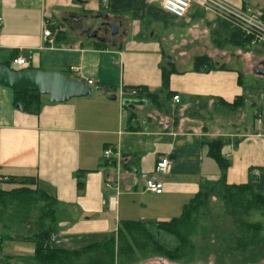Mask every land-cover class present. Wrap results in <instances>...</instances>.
<instances>
[{"label": "crops", "instance_id": "0c3cea01", "mask_svg": "<svg viewBox=\"0 0 264 264\" xmlns=\"http://www.w3.org/2000/svg\"><path fill=\"white\" fill-rule=\"evenodd\" d=\"M221 1L253 13L243 0ZM0 19V65L68 74L86 86L92 81L90 97L55 104L42 96L31 111L15 105L14 91L0 85V176L36 179L53 202L56 246L81 253L114 237L123 222H140L164 247L176 249L154 224L179 217L197 193L216 185L220 171L207 143L217 139L229 162L226 184L249 183L264 195V77L207 55L209 63L195 70L197 57L178 54L184 49L167 33L175 23L191 34L184 48L200 46L203 35L226 41L233 29L213 14L192 4L177 20L159 0H0ZM106 19L117 27L115 35L107 31L108 39ZM46 29L50 38L43 37ZM17 57L27 66L12 67ZM237 99L238 109L230 110ZM108 149L113 156L105 158ZM161 156L171 164L157 176L163 192L155 195L144 191L140 175L150 174ZM0 236L9 237L1 226ZM15 245L0 244L7 246L4 264L24 255L37 264L35 243Z\"/></svg>", "mask_w": 264, "mask_h": 264}, {"label": "rangeland", "instance_id": "374dc122", "mask_svg": "<svg viewBox=\"0 0 264 264\" xmlns=\"http://www.w3.org/2000/svg\"><path fill=\"white\" fill-rule=\"evenodd\" d=\"M243 1L247 4V9H252L250 12L253 14H264V0ZM215 19L218 18L215 16ZM180 29V25L175 23L167 26V33L171 32L169 39L178 40L177 47H181V50L184 49L178 54L186 53L191 56L195 55L197 58H207L205 55L211 56L219 64L226 62L225 64L233 65L249 74H254L255 68H261V63L264 61V43L250 46L249 49L244 45L241 48H234L227 45L223 37L221 39L217 37L218 40H214L208 35V38L203 35L200 46L190 42L184 48L181 44L184 41L189 42L193 36L191 34L188 36L185 34L187 31ZM104 35L105 39H108L111 33L105 32ZM169 53L173 54L172 51ZM65 76L69 77L68 74ZM243 78L246 80L248 77L244 76ZM234 106L236 107L229 109H238V102ZM0 189L5 193L7 191L10 194L16 193L14 196L12 194L9 196L13 199L8 198L6 203L8 206H0V226L7 230L12 242L16 243L15 246H19L18 244L31 246L33 242L38 241L37 237L41 238L44 231H47L51 226L53 202L35 189L20 194L18 187L1 186ZM223 196L220 191L213 192L204 197L200 205L190 213L189 229L184 227L180 232L184 240V245L182 244L179 252L181 253L180 258L178 254L169 256L166 253L155 251L156 248L148 240H142L141 243L144 247L139 248L130 245L129 239H126L125 242L115 241V253L112 260L104 261L102 264H264V200L256 201L251 193L245 192L243 199L240 198L238 204L233 207L224 205ZM23 197L29 198L27 199V208L23 206L24 203H18V200ZM233 199L236 200L235 197ZM170 236L177 242V247L181 245L174 236ZM252 236L255 238L250 241L249 237ZM52 238V234L47 238L43 235L44 243H35V245L37 247L65 248V245L56 246L55 243H47V240ZM238 238L240 240L235 241ZM245 238L247 239L245 240ZM158 244L164 247L161 243L158 242ZM165 246L167 245L165 244ZM164 248L167 251L175 250H170L169 247ZM6 249L7 246L0 248V264H4L6 261L3 255ZM22 257H14L9 263L31 264L28 259L29 255ZM69 259L71 264H85L81 260L82 258Z\"/></svg>", "mask_w": 264, "mask_h": 264}, {"label": "trees", "instance_id": "16d2710c", "mask_svg": "<svg viewBox=\"0 0 264 264\" xmlns=\"http://www.w3.org/2000/svg\"><path fill=\"white\" fill-rule=\"evenodd\" d=\"M261 19L264 21V14L261 15ZM227 40L225 41L226 44L233 46L234 48H241V46H246L247 49H249L250 45V39L244 38V36L238 31L229 30ZM209 63L208 59L205 57H198L195 60V70H203L204 66ZM7 67H9V64H6ZM167 72L163 71V86L164 89L167 90ZM15 94V105H20L23 110L25 111H31L34 108H38L41 105V99L42 96H40L37 92L32 91H19L14 92ZM172 92H168L167 96L172 95ZM238 102V99L235 100L231 105H227L228 108H234L236 103ZM237 109V108H236ZM223 141L220 139L214 140L212 142L207 143V149L209 156L216 162L219 171H220V178L216 185L213 187L207 189L206 191L199 192L191 199V201L184 206L183 211L181 215L177 218L171 219L168 222H159L154 224V227L164 233L170 234L174 236L179 243L181 244L178 246L174 251H167L164 247H162L158 242L148 233L146 226L144 224H141L140 222H123L121 226L118 228L116 235L114 237L109 238L102 244H94L90 245L87 248L84 249L81 253H67L64 249L60 248H48V247H38L34 250L33 260L37 264H71V260L69 258H82L81 260L85 262V264H102L104 261L112 260L114 253H115V241H123L125 242L126 239H129L130 245H134L135 247H144V245L141 243L142 240L149 241V243L154 246L155 251H158L160 253H166L169 256L172 255H179V258L181 257L180 250L182 248V244L184 245L183 236L181 235V230L184 229V227H187L189 229V215L194 211L202 202L201 200L212 194L215 191H220L223 193V199L225 200V204L232 205L233 207L236 206L241 199H243V194L245 192L251 193L252 197L256 199V201L264 200V195L255 193L249 183L242 184V185H227L225 180V173L229 167V162L224 159L221 156V150L223 148ZM4 181H0V187L2 185H17V187L20 189V193L29 192L32 190H36L37 192L43 194V196L50 199V197L45 194L44 192L40 191L38 188H36V179L35 178H21L19 180L12 179V178H4ZM226 191V192H225ZM228 192V193H227ZM232 192H235L234 194ZM13 196L16 195L15 192L11 193ZM8 193V191L5 193L3 190L0 189V206H8L6 204L8 201V198L13 199L12 197H9L11 195ZM231 194V195H228ZM233 197L236 198V200L233 199ZM29 198L23 197L19 199L18 203L23 204L25 208H27L28 200ZM28 212V209H27ZM53 214V211H52ZM52 220V219H51ZM186 229V228H185ZM53 229L50 226L47 231H44V233L40 236L41 238L37 237L38 241H35L33 243H44V240H42V236L44 235L46 238L48 235L53 234ZM53 236V235H52ZM248 238V236H247ZM245 238V240L247 239ZM255 237H249V240L252 241ZM244 239V238H242ZM240 239L235 241H239ZM9 242L12 241L10 237H2L0 236V244L2 242ZM50 240H47V243H49Z\"/></svg>", "mask_w": 264, "mask_h": 264}, {"label": "built area", "instance_id": "2783aa9c", "mask_svg": "<svg viewBox=\"0 0 264 264\" xmlns=\"http://www.w3.org/2000/svg\"><path fill=\"white\" fill-rule=\"evenodd\" d=\"M162 11L169 14L171 17L177 20L184 19L192 4L198 6L204 12L211 13L226 23L227 26L234 30H238L244 37L250 39L251 46H257L264 43V22L261 19V15L245 12L240 9H236L221 0H159ZM2 21L0 19V27ZM44 38H50L51 32L46 29L43 33ZM51 43V41H50ZM11 66L15 68H24L27 66V60L22 57H17L11 61ZM76 71V68H72ZM87 86L92 85V81L86 82ZM172 100L178 103V96H173ZM113 156L110 149L104 151V157L109 158ZM171 162L166 156H161L157 159L154 169L150 174L142 173L140 180L143 183L144 191L159 195L163 192V183L158 179V175L164 174L169 168ZM5 179L0 178V181ZM109 185H106L108 188ZM109 207L114 210L115 200L109 198ZM51 243L60 244L61 241L56 237L50 240Z\"/></svg>", "mask_w": 264, "mask_h": 264}, {"label": "water", "instance_id": "95a60500", "mask_svg": "<svg viewBox=\"0 0 264 264\" xmlns=\"http://www.w3.org/2000/svg\"><path fill=\"white\" fill-rule=\"evenodd\" d=\"M112 35L117 32L115 25L109 24ZM255 75L264 77V61L261 68L253 70ZM0 85L14 92L32 91L40 96L47 97L49 103L62 104L72 99L90 97L92 89L83 82L69 80L61 73L42 72L39 70H20L12 71L5 65H0ZM103 96L107 95L108 90L97 89ZM108 99L115 100L114 95Z\"/></svg>", "mask_w": 264, "mask_h": 264}, {"label": "flooded vegetation", "instance_id": "af4514ba", "mask_svg": "<svg viewBox=\"0 0 264 264\" xmlns=\"http://www.w3.org/2000/svg\"><path fill=\"white\" fill-rule=\"evenodd\" d=\"M109 24H114L113 22L108 21L107 19L104 21L103 26H104V32L111 31V28L109 27ZM95 36V34H94Z\"/></svg>", "mask_w": 264, "mask_h": 264}]
</instances>
